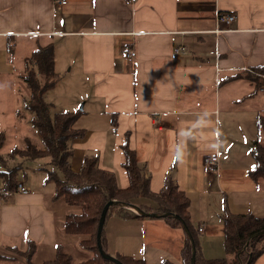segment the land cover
I'll use <instances>...</instances> for the list:
<instances>
[{
    "label": "crops",
    "instance_id": "1",
    "mask_svg": "<svg viewBox=\"0 0 264 264\" xmlns=\"http://www.w3.org/2000/svg\"><path fill=\"white\" fill-rule=\"evenodd\" d=\"M66 1L0 0V78L15 75L16 55L24 72L32 52L53 43L61 81L73 83L64 99L72 102L70 109L82 104L71 111L81 112L76 126L86 130L72 141V168L79 171L86 158L95 156L101 168L114 173L119 187L126 188L127 142L150 176L153 193L171 176L188 195L192 223L197 231L204 229L197 233L200 254L221 257L226 207L234 215L264 217V184L249 176L256 117L264 110L257 107L264 105V75L250 73L264 67V0ZM219 12L236 16L229 26L222 25L225 31ZM128 51L136 56L127 57ZM5 94L0 89V98ZM8 105L12 109L13 100ZM93 149L97 156L88 154ZM210 155L221 158L217 172L206 169ZM27 177L18 183L32 194L0 193V255H5L0 264H26L32 244L36 250L30 257L41 264L55 257L57 247L66 250L70 241L64 232L67 205L50 198L55 190L39 191ZM62 205L66 214L57 212ZM112 215L120 227L127 225L136 234L131 244L143 245L147 237L146 252L182 259V230L164 219ZM122 238L128 242L126 234ZM105 246L107 252V240ZM129 249L113 253L139 257Z\"/></svg>",
    "mask_w": 264,
    "mask_h": 264
},
{
    "label": "trees",
    "instance_id": "2",
    "mask_svg": "<svg viewBox=\"0 0 264 264\" xmlns=\"http://www.w3.org/2000/svg\"><path fill=\"white\" fill-rule=\"evenodd\" d=\"M12 53H14V48L9 45V54ZM260 73L264 75V67L260 69ZM22 78L29 91L26 107L33 113V125L37 129V135L43 146L35 145L29 137H26L24 146L13 149L9 155L10 157L21 156L27 162L49 158L50 163L48 164L52 169H45L48 173L46 183L55 184L53 198L62 201L68 207L80 210L77 214L70 213L66 216L64 232L70 241H74L75 238L80 239L78 246L74 243L75 249L92 253V257L82 262H75L74 256L59 246L56 249L55 257L44 260L41 264H116L106 261L98 248V228L102 212L109 201L115 200L135 204L134 199L140 197L150 198L157 203L156 207L141 204L139 207L144 211L158 214L175 213L184 220L196 243V264H253L264 254V235L250 240L264 231V217L234 215L226 207L221 215L225 257L218 259L203 257L200 254L197 240L199 229L198 231L195 230L191 220L188 195L171 176L165 180L159 193H153L150 176L146 175L145 168L140 165L135 151L129 148L127 142L123 144L125 152L123 166L129 177V185L126 188L119 187L114 173L101 168L98 158L95 156L86 158L81 169L75 171L72 168L74 156L72 141L82 138L86 132L76 126L81 112H56L52 116L51 106L45 102L44 98L46 93L53 90L61 81V75L56 70L53 43L39 46L32 52L25 61V71ZM256 119L258 134L251 148L254 167L249 172V176L255 182L264 184V110L258 112ZM112 125L116 127L115 116H113ZM6 140L5 134L0 135V168L2 166L8 168L1 155ZM0 178L4 181V192H13L18 184L17 168H8L6 172L0 171ZM112 213H118L124 218L132 214L136 218H144L121 206H112L107 213L106 221ZM163 219L174 229H184L183 223L178 219L173 217ZM105 240L106 236L103 230L102 245L104 250L106 248ZM248 242L249 245L247 246ZM35 250L36 245L32 244V247L27 251L29 258L26 264H35L33 257H30L35 254ZM181 254L184 264H191V242L186 234ZM3 258L5 255H0V259ZM119 258L123 264H147L144 259L132 256L124 255L123 258L121 256ZM162 264L169 263L163 262Z\"/></svg>",
    "mask_w": 264,
    "mask_h": 264
},
{
    "label": "rangeland",
    "instance_id": "3",
    "mask_svg": "<svg viewBox=\"0 0 264 264\" xmlns=\"http://www.w3.org/2000/svg\"><path fill=\"white\" fill-rule=\"evenodd\" d=\"M221 13V17H224L227 15L226 12H219ZM218 13V14H219ZM231 14V13H230ZM234 19L230 22H226L224 20H221L220 22V27L222 31H225V28L222 27V25H224L225 27L229 26L234 20H236V16L233 15ZM219 33V32H217ZM21 63V59H20V54L19 57H17V55L14 58V66L17 69L15 75H13L12 77L6 78L7 81H5V77H1L0 79V89L5 91V95L2 96L0 98V102L3 103L2 106L0 107V135L5 134L7 137V140L5 142V145L3 146V149L1 151V155L2 157L5 159V164L8 166V168H17V180L18 182H22L25 181V177H27L28 182L31 186L37 187L39 188V191H45V192H50L53 193L55 190V184L54 183H45V180L47 178L48 173L45 171V169H49L51 170L52 167L48 164L50 163L49 158H40L38 160H36L35 162H27L24 161L23 158L21 156H14V157H10V152L15 149V148H20L24 146V139L26 137H29L31 139V141L39 146L42 147V141L39 139L38 135H37V129L34 127L33 125V113L26 107L28 100H29V91L27 89L26 83L23 80V70H24V66L20 64ZM22 70V71H21ZM251 75H253L254 77H259L260 78V72H256V71H251L250 72ZM63 76V74L61 75ZM77 77V76H74ZM263 78V77H262ZM61 83H59V85L57 86V88L54 90H50L46 93V95L44 96L45 98V102H47L50 106H51V115L54 116V114L56 112H72L71 110H79L82 108V104L79 105L78 107H72V102L70 101V99H68V103H66L65 101V97L68 96V94H70L71 91V87H72V81H70L68 78L66 80H62L60 81ZM81 88L83 90H87L89 89L87 87V84H81ZM260 88L264 89L263 85H260ZM259 88V89H260ZM60 96V98L62 99L61 102L59 103V100H57L55 98V94ZM92 94V92H91ZM262 96L258 94V99L261 98ZM13 100L14 102V106L11 108H9L8 103ZM113 104L111 102L107 103L108 107H111ZM102 109L104 110V107L101 106ZM259 110L263 109L264 105L260 104L257 106ZM63 108V109H62ZM66 108V109H64ZM13 111V113H9L10 111ZM77 112V111H76ZM97 122L99 121V119H95ZM83 123L87 124L88 126L91 125L90 121L87 119H83L82 120ZM86 131V130H85ZM88 154H93V155H98V150L97 149H93L92 152H88ZM27 165V167H30L31 169H23L21 167H25L24 165ZM5 166L1 167L0 171L6 172L8 171V169H5ZM3 179L0 178V193L2 194L4 191V183H3ZM36 190V189H35ZM33 191V190H32ZM33 193V192H32ZM31 193V194H32ZM54 194L50 197L53 198ZM134 202H136V204L134 205H140V204H146L148 206H156V202L151 200L150 198H138V199H134ZM67 207L68 212H73V213H78L80 210L77 208H73V207H68V206H64ZM60 207L57 208V212L60 214H66V210L65 208ZM126 208V207H123ZM126 210H130L132 213L136 214V212L134 210H131L129 208H126ZM170 213V212H167ZM163 214V213H161ZM147 219H152V218H147ZM157 221H161L163 220V218H156ZM120 223L121 220H119ZM124 225V224H123ZM184 227V226H183ZM195 230L197 231V226L194 225ZM203 229V228H202ZM113 230V231H112ZM115 230V231H114ZM153 230V229H151ZM104 231H105V236H106V240H107V248H109V250L107 251L108 254H110L113 257H116V253H113L114 250L116 249H123V248H133L132 250H136L138 253L139 257H135V258H140V259H146V263L147 264H161L163 262L164 259H170L173 262H175L176 264H183V261L181 259V256H175L174 257H163L164 255H161L157 252H155L152 249H149L147 252L145 251L148 243L147 241V237H144L145 243L143 245H136V244H131L132 242H134V239L136 237V234L133 231H129L128 232V226H119L118 223V218H115V216H113L112 214L109 215L107 217V221L105 223V227H104ZM157 234H159L160 232L158 230ZM184 234H186L185 229L182 230ZM199 232L202 233L199 229ZM204 232V230H203ZM114 233L113 237L111 236V234ZM123 234L127 235V240L126 238L123 239L122 236ZM152 234V233H151ZM199 234V233H198ZM198 234H197V238H198ZM187 235V234H186ZM188 236V235H187ZM201 236H199V240L201 241ZM163 241H166L163 239ZM78 244V242H77ZM70 245V246H68ZM131 245V246H129ZM66 250H68L69 252L74 254V261L75 262H82L86 259H88L89 257H92V253H90L89 251H84L81 249L76 250L74 247V242L73 241H69L68 244L66 245ZM132 250L129 249V251L131 252ZM116 252V251H115ZM221 257H213V259H218V258H223L225 257V251L221 250ZM124 255H121V258H123ZM119 260H121L119 257H116ZM111 262V261H108ZM114 263V262H113ZM253 264H264V254H262L257 260L254 261Z\"/></svg>",
    "mask_w": 264,
    "mask_h": 264
},
{
    "label": "water",
    "instance_id": "4",
    "mask_svg": "<svg viewBox=\"0 0 264 264\" xmlns=\"http://www.w3.org/2000/svg\"><path fill=\"white\" fill-rule=\"evenodd\" d=\"M112 206H121V207H126L129 208L131 210H134L136 212L137 215H140L141 217L144 218H166V217H173L175 219H178L179 221H181L183 223L184 229L186 234L188 235L190 242H191V251H192V255H191V264H196V243L195 240L189 230V228L187 227V225L184 223V220L177 214L175 213H163V214H158V213H154V212H146L144 211L141 207L134 205L132 203H127V202H122V201H109L105 207L104 210L102 212L101 218H100V222H99V228H98V248L101 252L102 257L106 260V261H111L114 262L116 264H123V262L121 260H119L116 257L111 256L110 254H108L102 245V233L104 230V225H105V221H106V216L107 213L109 211V209ZM260 235H264V231H262L261 233L255 235L254 237H252L250 240L254 239L257 236ZM250 242V241H249ZM249 242L247 243V246L249 245ZM246 249V247H245Z\"/></svg>",
    "mask_w": 264,
    "mask_h": 264
},
{
    "label": "built area",
    "instance_id": "5",
    "mask_svg": "<svg viewBox=\"0 0 264 264\" xmlns=\"http://www.w3.org/2000/svg\"><path fill=\"white\" fill-rule=\"evenodd\" d=\"M57 2L59 4H66L67 1L66 0H57ZM219 21L221 22V20H224L226 22H230L234 19L233 14L227 13L226 16L221 17V13H219ZM136 56V52L135 51H128L127 52V57L129 58H133ZM205 165L206 168L209 172H217L219 170V168L221 167V158L219 155H210L209 157L206 158L205 160ZM1 169V168H0ZM33 191L25 184L23 183H18L16 185V188L14 189V191L12 193H17V194H23V195H29L31 194ZM204 229L200 228V231L203 232Z\"/></svg>",
    "mask_w": 264,
    "mask_h": 264
}]
</instances>
